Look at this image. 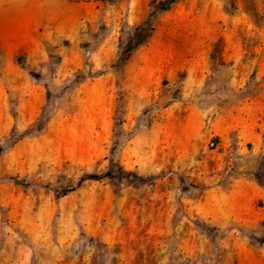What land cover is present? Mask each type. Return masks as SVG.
Listing matches in <instances>:
<instances>
[{"label": "rangeland", "instance_id": "rangeland-1", "mask_svg": "<svg viewBox=\"0 0 264 264\" xmlns=\"http://www.w3.org/2000/svg\"><path fill=\"white\" fill-rule=\"evenodd\" d=\"M70 1L0 2V264H264V108L221 155L229 92L195 80L246 61L260 94L264 0Z\"/></svg>", "mask_w": 264, "mask_h": 264}, {"label": "crops", "instance_id": "crops-1", "mask_svg": "<svg viewBox=\"0 0 264 264\" xmlns=\"http://www.w3.org/2000/svg\"><path fill=\"white\" fill-rule=\"evenodd\" d=\"M67 4L71 6V1L66 0ZM147 12H144L138 23L143 21ZM28 34H35V26H28ZM54 41H61L65 39H71V28L68 30H62L60 25L51 26ZM232 56H228L230 59L236 60L237 58L245 59L246 55L241 57L234 51L231 52ZM243 67V68H242ZM242 67L232 65L231 67H222L220 69H212L208 71L197 72L195 80L197 84L204 85L209 78L212 79L213 86L218 90H226L228 93L225 101L226 109L218 112V116L214 121L221 123L220 131L215 134L217 146L216 149L221 155L242 153L247 146V139L257 140L258 137L263 136V130L253 129V125H263L259 121L260 112L264 108V89L259 95L251 97L244 92L250 81L252 75L251 65L246 68V61L242 62ZM257 75L259 78L264 77V54L258 57L256 63ZM149 74L142 78L143 83L149 81ZM172 105L166 110H170ZM253 132V133H252ZM236 145V146H235ZM240 185L250 188V182L246 179L237 180Z\"/></svg>", "mask_w": 264, "mask_h": 264}, {"label": "trees", "instance_id": "trees-1", "mask_svg": "<svg viewBox=\"0 0 264 264\" xmlns=\"http://www.w3.org/2000/svg\"><path fill=\"white\" fill-rule=\"evenodd\" d=\"M179 1L180 0H160V1H154L152 3V5L155 6V10L154 11L166 12V11L170 10L173 7V5H175ZM150 16H152V13H151V15H149V18L146 21H144L141 25H138L136 27V31L137 32L142 31L143 28H145L147 25H149V23H150ZM150 29L151 30H150L149 34L147 35L146 39H144L143 41H141L138 44H136L133 47V49H136L137 47L142 46V45H145L146 43H148L149 39L152 36V32L154 31L155 28H154V26H151ZM126 60H127V58L124 59V62ZM42 124H43V122L41 121L39 123V125L41 126ZM42 129H43V127H41L39 129V131H41ZM100 179H102V177L99 176V175H97V174H86L83 177V179L81 180V183H84L86 180H100Z\"/></svg>", "mask_w": 264, "mask_h": 264}, {"label": "bare ground", "instance_id": "bare-ground-1", "mask_svg": "<svg viewBox=\"0 0 264 264\" xmlns=\"http://www.w3.org/2000/svg\"><path fill=\"white\" fill-rule=\"evenodd\" d=\"M7 0H0V2H4ZM146 0H134L132 4V14H131V21L136 23L140 20L142 14L144 13Z\"/></svg>", "mask_w": 264, "mask_h": 264}]
</instances>
